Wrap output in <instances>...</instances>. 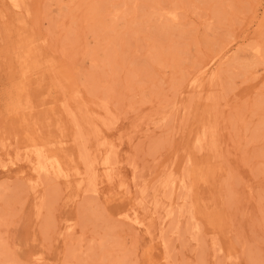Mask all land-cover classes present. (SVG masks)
<instances>
[{"label": "rangeland", "instance_id": "1", "mask_svg": "<svg viewBox=\"0 0 264 264\" xmlns=\"http://www.w3.org/2000/svg\"><path fill=\"white\" fill-rule=\"evenodd\" d=\"M21 1L0 0V264H264V0ZM30 47L58 78H22Z\"/></svg>", "mask_w": 264, "mask_h": 264}, {"label": "bare ground", "instance_id": "2", "mask_svg": "<svg viewBox=\"0 0 264 264\" xmlns=\"http://www.w3.org/2000/svg\"><path fill=\"white\" fill-rule=\"evenodd\" d=\"M10 2H11V4L14 6V7H16V8H20V5H21V0H9ZM169 13V12H168ZM171 13V12H170ZM169 16L171 17L172 16V18H174V17H176V16H174L173 15V13H171V14H169ZM167 17V16H166ZM172 18H171V21H172ZM29 40V39H28ZM30 41V40H29ZM32 44V43H31ZM33 45V44H32ZM36 46V45H35ZM26 48H27V46H25ZM36 48L37 47H35V50H36ZM25 50V49H24ZM27 50V49H26ZM36 51H38V49L36 50ZM36 51H33V49L30 47V49L28 48V52H26V53H24V54H22L20 57H18V62H19V66L18 67H20V74L22 75V78L23 77H26L25 79H28V76H29V74L31 73V71L33 70V69H36L38 66H39V69L42 67V66H44L45 67V69H47L48 71H49V76H50V74H52V77H54V79L55 78H58L59 77V75L57 76V75H54V74H57V66L55 65V63L53 62V61H51V60H48V61H46V60H44L45 61V63H40V62H34V61H32L33 60V57L34 56H36L35 54H36ZM40 51V50H39ZM254 51L256 52V53H259L258 51V49L257 48H255L254 49ZM37 53H39V52H37ZM40 55V57H41V54H38V56ZM34 59H36V57L34 58ZM42 59V58H41ZM40 59V60H41ZM36 61V60H35ZM43 68V67H42ZM19 69V68H18ZM35 73V72H34ZM41 75H43V74H41ZM35 76V75H34ZM39 76V75H38ZM43 77L44 76H42V79H43ZM40 79H41V77H40ZM38 80H39V78H38ZM39 82V81H38ZM40 82H41V80H40ZM39 84V83H38ZM34 88V87H33ZM18 90V89H17ZM28 91V90H27ZM33 91H34V89H33ZM45 92H47V91H45ZM20 93V92H19ZM19 93L17 94L18 96H19ZM23 94V93H22ZM29 95H30V93H29ZM24 96V98H19L18 97V100L16 101V102H18V104H21L25 109H26V111H29L30 113H32L33 115L35 114V110H36V107L39 105L38 103V101H36L35 102V100H32V101H30V104L28 103V101L26 100V98H28V95L25 93V95H23ZM26 97V98H25ZM34 99H36V97L34 98ZM28 104L30 105V106H28ZM105 108V107H104ZM107 108V107H106ZM108 109V108H107ZM110 112V111H109ZM108 113V112H107ZM32 115V116H33ZM109 115V114H108ZM114 117V116H113ZM116 121V120H115ZM77 122V121H76ZM77 124V126H79V124L78 123H76ZM203 127V126H202ZM60 129L64 132L66 129H65V126L63 125V124H61V126H60ZM79 131H80V129H79ZM77 132V131H76ZM62 134V133H61ZM65 135V134H64ZM95 135V134H94ZM82 135L80 134V137H81ZM75 136H74V140H75ZM81 139H83L84 140V138H83V136H82V138ZM73 140V139H72ZM84 142H85V140H84ZM85 144V143H84ZM104 144H105V142H104ZM84 146H86V145H84ZM105 147V146H104ZM81 148V147H80ZM85 148V147H84ZM98 148V147H97ZM102 148H103V146H102ZM107 148V147H106ZM109 148V147H108ZM110 149V148H109ZM112 149V148H111ZM79 150V149H78ZM81 150V154H83L82 153V150L83 149H80ZM111 152H112V150H111ZM88 153V152H87ZM110 153V152H109ZM86 155V153H84V155H82L83 157ZM88 156V155H87ZM36 159H37V161H38V168H39V170L41 171V172H43V174H45V173H47V172H51V171H53V172H55L57 175H60V176H62V177H68V160H69V162L70 161H72V156H71V154H68L67 153V155H66V160H65V162L63 161V159H61L58 155H56V154H53V153H49L47 150H42V149H38L37 151H36ZM85 158V157H84ZM87 158V157H86ZM85 158V159H86ZM19 159V158H18ZM68 159V160H67ZM88 159H90V158H88ZM111 159H114V158H109V156H106V159H105V161H104V165L105 164H107V165H111V163H110V160ZM20 160V159H19ZM81 160V159H80ZM115 160V159H114ZM113 161V160H112ZM90 163V162H89ZM116 163V162H115ZM83 164V163H82ZM85 164V163H84ZM92 165V164H91ZM107 165H105V166H107ZM84 166V165H83ZM112 166V165H111ZM85 167V166H84ZM86 167H88V166H86ZM85 167V168H86ZM134 170H135V167H134ZM87 172V171H86ZM85 172V173H86ZM89 172H90V170H89ZM135 173V172H134ZM91 175L93 174V173H90ZM64 175V176H63ZM77 175H78V173H77ZM92 176H94V175H92ZM55 177V176H54ZM86 177H89V176H87V174H86ZM96 177V176H95ZM135 177V176H134ZM135 179V178H134ZM90 180V179H89ZM68 181V180H67ZM134 181V180H133ZM132 181V182H133ZM82 183V182H81ZM86 183V182H85ZM89 183H90V181H89ZM89 183H88V186H89ZM134 183V182H133ZM83 184V183H82ZM87 184V183H86ZM92 184V183H91ZM80 185V184H79ZM91 187L90 188H92V186H94V185H90ZM87 188V187H86ZM89 188V189H90ZM93 191H95V190H93ZM86 192V191H85ZM125 192H127V189H126V191ZM118 214H120V212L118 213ZM123 214V213H122ZM119 216V215H118ZM135 216V215H134ZM170 216V215H169ZM125 218H130L129 217V215H125L124 216ZM166 218H167V216H166ZM131 219V221H133L134 220V218H130ZM66 224V223H65ZM68 225V224H67ZM74 226H75V224H74ZM68 230H69V228L71 229V226H67L66 227ZM74 231V230H73ZM68 232V231H67ZM165 242V241H164Z\"/></svg>", "mask_w": 264, "mask_h": 264}]
</instances>
